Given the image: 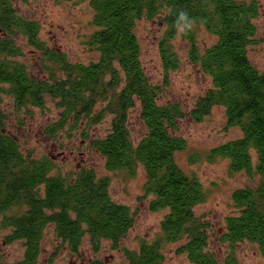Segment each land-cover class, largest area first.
<instances>
[{"label":"trees","instance_id":"16d2710c","mask_svg":"<svg viewBox=\"0 0 264 264\" xmlns=\"http://www.w3.org/2000/svg\"><path fill=\"white\" fill-rule=\"evenodd\" d=\"M83 1L92 10V30L84 45L97 57L86 63L72 62L62 50L44 43L34 20L24 18L13 0H0V230L9 241L21 242L20 264L37 262L48 226L70 253L79 255L85 236L93 250L102 241L117 247L134 215L111 198L107 175L86 166L62 172L57 163L61 152L36 157L23 149L6 128L3 95L11 98L16 113L42 108L47 98L54 101L57 117L44 133L58 141L61 151L59 135L66 131L69 137L73 129L104 158L107 170L133 175L138 166L143 168L148 207L164 212L160 235L140 240L135 249L123 248L124 260L117 264H162L165 245L176 242V252L191 264H219L209 248V225L194 211L205 191L197 176L179 166L175 155L186 148L185 138L176 134L178 121L185 116L199 121L214 106H221L226 126L238 128L240 135L213 147L208 158L226 159L230 172H244L252 181L231 193L234 211L224 218L218 234L219 242L229 248L223 264H238L233 248L243 241L256 244L264 254V70L249 57V48L257 44L254 20L260 4L257 0ZM181 10L194 21L184 33L177 24ZM143 19H157L164 26L157 49L165 81L181 64L173 43L176 37L186 42L189 63L210 78V86L189 110L178 102H163L162 86L146 74L135 31ZM201 29L214 37L211 43H199ZM17 35L36 53L39 73L20 60L24 53ZM136 104L145 133L134 142L127 122ZM108 117V132L91 138L92 126ZM79 264L106 263L80 258Z\"/></svg>","mask_w":264,"mask_h":264},{"label":"rangeland","instance_id":"374dc122","mask_svg":"<svg viewBox=\"0 0 264 264\" xmlns=\"http://www.w3.org/2000/svg\"><path fill=\"white\" fill-rule=\"evenodd\" d=\"M260 4L259 15L255 18L257 27L256 45L249 48V57L253 64L264 70V0ZM18 12L26 19L34 20L39 25V38L44 43L62 50L72 62H89L95 60L96 54L84 45L86 35L92 30L90 19L92 10L83 0H13ZM164 26L157 20H141L135 31L141 47V60L151 82L162 86L163 102H178L183 109L192 108L196 98L210 86V78L189 63L186 42L179 37L173 39L181 59L179 68L172 71L165 81L157 49L158 40ZM199 43L209 44L214 37L204 29L198 32ZM16 42L24 53L20 58L35 73L40 71L36 53L27 45L23 37L16 36ZM2 108L7 114L6 128L20 142L23 149H29L34 156L59 154L57 163L62 172H68L78 166L92 167L100 176L107 175L110 180L109 193L118 203L127 205L134 215L132 226L117 247L108 241H102L99 249L93 250L85 236L81 242L80 254L70 253L67 247L53 234L48 226L41 239L39 254L35 264H79L83 260L100 259L106 264H117L124 260L122 249H135L140 240L151 241L160 235V220L163 211H152L144 196L145 174L138 166L133 175L125 170H107L104 158L92 150L79 134L70 129V136L59 135L62 151L58 141L52 140L44 133V127L55 120L58 109L55 102L47 98L44 107L14 111L11 98L2 96ZM29 112V113H27ZM110 117L92 126L90 137L104 136L109 129ZM134 142L145 133L139 118L138 104L129 110L127 122ZM69 129V128H67ZM176 134L186 140V148L177 152L175 159L186 172L192 173L200 180L205 191L204 200L194 207L195 213L209 225V248L215 253L219 264H223L228 246L218 240L224 218L234 211L231 193L239 187L251 185L252 181L244 172H230L228 161L221 157L208 158L209 151L230 139L237 138L240 131L228 127L225 123L224 109L214 106L199 121L188 116L177 123ZM190 156H195L190 159ZM3 232H0V264H20L23 257L22 244L19 241L2 244ZM178 242L166 244L162 264H191L186 256L176 252ZM238 264H264V254L257 245L249 241L236 244L233 248Z\"/></svg>","mask_w":264,"mask_h":264},{"label":"clouds","instance_id":"9594fccd","mask_svg":"<svg viewBox=\"0 0 264 264\" xmlns=\"http://www.w3.org/2000/svg\"><path fill=\"white\" fill-rule=\"evenodd\" d=\"M177 24L179 31L181 33H184L192 29L194 21L189 18L188 13L186 11L181 10L178 14Z\"/></svg>","mask_w":264,"mask_h":264},{"label":"flooded vegetation","instance_id":"af4514ba","mask_svg":"<svg viewBox=\"0 0 264 264\" xmlns=\"http://www.w3.org/2000/svg\"><path fill=\"white\" fill-rule=\"evenodd\" d=\"M0 232H3V236H2V240H1L2 244H11V243H13V242H16V241H9V240L6 238V236H5V234H6L5 231L0 230Z\"/></svg>","mask_w":264,"mask_h":264}]
</instances>
